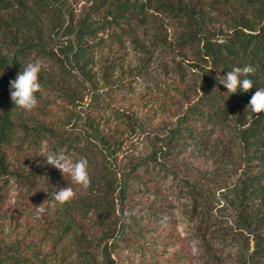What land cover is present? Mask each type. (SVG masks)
I'll use <instances>...</instances> for the list:
<instances>
[{
  "label": "trees",
  "instance_id": "obj_1",
  "mask_svg": "<svg viewBox=\"0 0 264 264\" xmlns=\"http://www.w3.org/2000/svg\"><path fill=\"white\" fill-rule=\"evenodd\" d=\"M13 24L34 30L28 48L42 50L56 71L40 72L39 81L68 100L71 128L84 142L75 157L87 158L91 177L87 190L63 206L54 201L56 208L42 216L46 241L70 237L72 264H117L111 255L117 246L154 250L166 244L167 235L155 238L161 213L170 212L171 201L158 185L163 179L186 202L187 234L179 251L157 264H188L193 249L200 264H264V114L247 109L256 89L264 88V0H83L78 7L74 0H0L1 35H15ZM8 39L16 45L13 36ZM17 50L0 55L2 84L14 76ZM10 56L13 65L6 64ZM244 65L255 69L248 77L253 88L230 95L220 79ZM160 74L175 77L181 85L174 93L186 104L162 134L150 130V119L135 117L125 104L110 109L103 98L124 85L131 90L128 81ZM14 106L0 98L3 145L12 140ZM30 124L41 140L65 146L56 125L45 119ZM133 139L146 141L148 151L119 171L117 156L124 157ZM11 176L20 177L0 147V221ZM134 194L152 199L130 203ZM2 240L0 264L17 262ZM177 241L172 237L170 244ZM36 247L28 245V256L52 264L47 256L53 247L46 246V254ZM9 248L15 251L13 244Z\"/></svg>",
  "mask_w": 264,
  "mask_h": 264
},
{
  "label": "rangeland",
  "instance_id": "obj_2",
  "mask_svg": "<svg viewBox=\"0 0 264 264\" xmlns=\"http://www.w3.org/2000/svg\"><path fill=\"white\" fill-rule=\"evenodd\" d=\"M74 3L78 7V5L80 6L83 3V0H74ZM3 20L5 21V19ZM11 27L15 35L7 34L8 36H4L0 33V55L8 56L18 49L14 64L16 71L11 80L15 79L19 71H23L27 63L34 60L42 61V76H45L47 73L57 74L42 50L39 48L32 49V46L28 48L30 41L34 38V30H28L22 26L18 27L15 24L11 25ZM11 36L16 40L15 46L9 42L8 38ZM124 53L129 54L128 61L129 59L135 60L132 58L129 49H126ZM11 62L10 56V60H7L6 64L13 65ZM4 73L5 69H0V98L7 96L11 99L9 83L2 84ZM160 75L159 77L157 76L158 78H152L151 80L128 81L126 84L129 83L131 85V90L124 85V87L111 94H105L103 98L108 100L110 109L118 108L120 105L125 104L126 108H131L135 111V117L141 118L146 122L150 119V123H147L150 130L162 134L164 126L172 125L175 119L181 115L186 104L184 105L182 98L176 96L174 93L175 85H181L176 81L175 77ZM50 88L49 84H42L41 91L37 94L38 106L33 111L25 112L15 106L11 109L12 140L4 145L3 142H0V147H2L7 155V162L11 169L20 175L17 179L13 176L6 179V184L3 188L6 213L0 221V237L3 239L1 243L4 250L10 251L7 254L9 256L12 253V256H15L14 258L19 257V259H15L17 262L13 264H41L32 255L28 256L26 252L28 245L30 246L29 250H31L32 246L37 245L35 251L38 250L39 253L44 254L52 246V252L50 251L51 254L47 256L48 260L52 259V264H72L73 261V258L69 257V250H71V246L69 245L70 237L66 236L61 242L51 244V242L46 241L47 235L43 230L46 224L43 218H35L34 206H39L44 202L47 208L46 213L48 214L52 213L56 208L53 199V194L56 190L72 187L76 192V196L82 191V188L72 183L70 177H63L56 168L48 165V168L44 169V165H47L45 153L46 151H52V146H56L57 153L63 152L72 156L73 159H78L75 157L77 155L75 149L84 144L82 137L79 135L75 136V133L80 132H75V128H71L73 119L70 118L72 112L70 111L68 100L63 94H59L57 90L50 91ZM79 90L83 94L86 92L82 87ZM87 102L88 97L86 95L82 98L81 104L85 105ZM107 118L111 119V116ZM31 119H45V121L50 122L53 126L56 125L57 131L61 135L60 141L65 146L58 148L59 146L55 142L54 144H49L48 141L41 140L39 136L35 135V131L32 129L33 126H30ZM22 121L27 124V130L21 129L20 125H24ZM62 123H64V127H62ZM68 145H70L69 148ZM127 145H129V151L126 150L123 158L122 156H117L116 159V168L123 172L125 171L128 159L136 158L138 155H146L149 147L146 141L136 139H133L132 145L129 142ZM99 156L100 154H98ZM158 185L163 193H161V197L168 196V201H171L170 204H167L170 207V212L169 214L161 213L159 230L155 234L158 235L155 237L157 239L158 237H165L167 235V238L164 240L166 244H160L154 250L147 249L144 246L138 248L137 243L132 248L131 246L127 248H124L122 245L120 247L117 246L111 252L117 264L163 263L167 258L173 256V252L179 251L181 244L186 242L187 223L181 211L186 202L177 193V190L170 185V181L162 179ZM134 195L137 196H134V200L130 203L140 204V201L144 203L147 198L152 199L151 197H147V195L142 196L143 199L138 198L139 194ZM216 204L219 207L222 206L220 203ZM42 235H46V237L43 238ZM172 237L178 239L173 245L170 244ZM143 243L147 244V241ZM189 243L192 242L190 241ZM12 244L15 251L11 252L9 246ZM50 252L48 251V253ZM192 253L194 256L188 264H200L201 259H196L195 249L192 250ZM53 255L57 259H54ZM63 255H68L66 261L60 260Z\"/></svg>",
  "mask_w": 264,
  "mask_h": 264
},
{
  "label": "clouds",
  "instance_id": "obj_3",
  "mask_svg": "<svg viewBox=\"0 0 264 264\" xmlns=\"http://www.w3.org/2000/svg\"><path fill=\"white\" fill-rule=\"evenodd\" d=\"M42 68V61L34 60L27 63L23 71H19L14 80L9 81L10 98L16 108L31 112L38 106L36 94L41 91L39 74ZM254 72L255 69L251 65L234 66L221 77L220 84L227 89V93L230 95L238 91L246 93L253 88V81L248 77ZM247 109H250L251 113L257 116L264 114V88L256 89L251 96ZM45 157L47 165L56 168L63 177H70L74 185L84 190L90 187L91 177L88 171L87 158L73 159L72 156L63 152L53 151H46ZM75 196L76 192L72 187H64L55 191L53 199L56 204L63 206L73 200ZM34 207L36 219H40L47 211L44 202ZM123 215L128 217L130 213L125 212Z\"/></svg>",
  "mask_w": 264,
  "mask_h": 264
}]
</instances>
